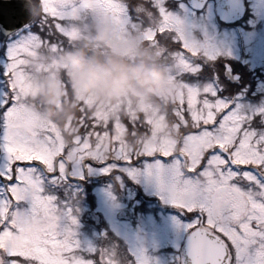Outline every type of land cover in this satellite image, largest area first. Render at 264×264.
<instances>
[{
	"label": "snow or ice",
	"instance_id": "6c2138e0",
	"mask_svg": "<svg viewBox=\"0 0 264 264\" xmlns=\"http://www.w3.org/2000/svg\"><path fill=\"white\" fill-rule=\"evenodd\" d=\"M12 2L22 19L13 25L0 20V264H120L115 252L102 251L97 259L82 254L72 231L59 225L56 197L43 187L67 179L70 172L83 179L96 165L105 174L123 168L135 177L143 171L156 183L162 198L176 208L177 224L186 234L181 264H264V107L243 113L214 84L185 79L201 73L217 52L206 46L204 59L190 60L192 45L183 22L163 0H79V5L39 0L43 12L36 19L24 0ZM82 10L111 20L118 33H144L147 42L165 48L164 55H183L188 67L179 74L184 87L173 113L183 129L181 150L156 147L128 153L117 141L111 159L81 154L74 163L54 125L35 126L26 106L32 73L55 68L56 55L79 36L77 27L61 22L78 18ZM22 27L26 30L18 32ZM41 51L48 62L29 65L28 58ZM81 106L80 136L74 143L109 135L118 127L90 115L83 101ZM124 123L143 126L132 117ZM141 162L142 170L136 167ZM129 255L128 264H150L143 250Z\"/></svg>",
	"mask_w": 264,
	"mask_h": 264
},
{
	"label": "rangeland",
	"instance_id": "374dc122",
	"mask_svg": "<svg viewBox=\"0 0 264 264\" xmlns=\"http://www.w3.org/2000/svg\"><path fill=\"white\" fill-rule=\"evenodd\" d=\"M73 3L79 5V0H73ZM250 5L256 15L254 19L249 18L250 25L254 27L252 30L245 29L243 25L237 27L221 25L217 20L213 2L206 4L205 11L200 13L193 12L181 2L176 7L170 6V8L164 4L169 12L183 22L185 35L192 45L193 57L189 58L190 60L204 59L207 55L206 46H210L217 52V59L221 57L220 63L223 61L222 66L217 59L214 62L205 61L204 70L201 73L196 77L188 76L185 79L189 83L201 86L206 83L214 84L223 99L231 101L233 105H238L241 112L249 115L256 109L264 107V72L261 70H264V7L262 0H250ZM39 7L43 12L41 3ZM89 15L94 17L96 29L93 31L95 33L91 32L86 24L89 23ZM257 21H259L258 25ZM63 22L66 26H75L79 29V36L75 40H86L88 43L83 41L85 44H94L92 49L101 47L106 53L108 51L127 56L130 62L124 64L121 61L116 63L109 60L106 65L89 52L81 53L72 51L68 47L64 48L53 60L55 68L47 71L37 68L32 73V90L26 100V106L27 111L34 118L35 126L52 124L57 128L50 118L49 107L61 108L64 104H68L67 107L71 106L68 109H72V105H77L81 109L83 101L91 114H99L106 121L113 118L118 127L114 128L113 134L100 135L97 138L93 135L94 140L88 137L83 144L74 143L80 136L77 131L71 139L74 146L69 151L70 161L78 163L81 154H92L106 159V156L111 153L110 156L113 157L117 154L114 151L117 141L119 147L129 153L132 148L128 145L129 138L125 137L126 124L120 120L119 113L122 111L128 115L127 117L138 119L142 125L144 123V129L141 127L142 133L133 138L135 141L143 142L144 145L140 151L156 147L179 149L180 145L177 143L180 144L181 137L179 139L176 130L178 122H174L173 127L168 124L167 114L161 109L159 102L167 103L169 99L170 101L179 99L184 87V81L179 74L188 67L183 55L171 51L164 55L165 48L156 45L155 42L152 44L147 42L144 33L138 31L118 33L111 20L96 16L91 10H82L78 18H66ZM152 23L156 24L157 18H153ZM24 29L18 32L25 31ZM241 37L244 38V42H240ZM74 41L70 45L73 46ZM243 53H247L245 62L248 67L242 71V77L246 72L256 74L257 67L263 74H256L259 76L255 77L257 82L252 79H242V77L237 83L226 81L225 62L233 60V66H236V61L242 58ZM73 57H80L83 66H74L71 62ZM106 57L108 58L109 55ZM47 62L48 57L42 51L33 53L27 61L29 65L37 66ZM0 63H3L2 56H0ZM87 70L99 73L109 87L103 89L92 87L85 90L83 74ZM113 70L119 71L114 74ZM220 70L221 74H217L216 72ZM228 86L233 89L227 90L228 93L233 91V97L223 95L224 88L227 89ZM70 87L73 89L72 92L68 91ZM153 95H156L157 101L154 100ZM256 95H261V100L255 99ZM140 113L142 115H139ZM65 127L68 129V122ZM133 132V130L130 131V133ZM57 134L61 143L65 145L66 139L58 132ZM85 147L87 152H84ZM138 164L136 167L142 170L143 162ZM100 167V165L94 166L88 172L89 183L93 186L98 201L95 210L86 211V205H77L76 210L71 209L67 200L50 193L47 186L53 184L50 182L44 184L45 193L56 197V203L61 212L59 220L61 229L68 228L72 231V238L79 244V248L92 247L94 240L92 234L89 233L90 229H87L84 223L88 215L87 218L90 216L93 219L90 221L92 224L88 225L93 233L110 231L112 235L118 236L130 253L143 250L150 264L179 262L180 253H177V249H181L186 234L177 224L179 217L176 208L162 198L156 183L143 171L133 177L123 168L114 169L117 171L119 181L117 189L121 193L126 196H135L137 191H141L145 206L143 210L140 208L135 211V207H130L123 195L114 190L112 180L106 178L105 182L102 181L105 173L99 170ZM121 172L122 175L126 174L130 177L133 181L132 186L125 184ZM71 174L79 177L73 172ZM92 181L95 184H92ZM84 187L85 185L81 182L69 180L67 189L71 191L70 195L76 198ZM155 198L160 201L157 202ZM138 202L139 200H136V204ZM69 209L71 210L70 215L68 214ZM72 218L75 219V223L72 222Z\"/></svg>",
	"mask_w": 264,
	"mask_h": 264
},
{
	"label": "trees",
	"instance_id": "16d2710c",
	"mask_svg": "<svg viewBox=\"0 0 264 264\" xmlns=\"http://www.w3.org/2000/svg\"><path fill=\"white\" fill-rule=\"evenodd\" d=\"M79 46H81V48H83V44H79ZM107 54L109 55V57H106L105 53H100L99 52V48L97 53H95V57L103 62V63H107L108 60H112L113 62H119L121 61L124 64H127L130 62V60H128L127 56H120L117 53L114 52H108ZM144 57V56H143ZM220 59L221 57H219L217 59V61H219L220 63ZM223 61L220 63V65L222 66ZM115 72V70H114ZM115 73H118L115 72ZM256 74H261V72H256ZM256 74H248L246 72V74H244V76L242 77V79L247 78V79H252L253 81L257 82L258 80L255 77H259ZM260 79V78H259ZM242 86V84L240 83V87ZM238 89V88H237ZM227 90H233L232 87H229L227 89H225V92H223V94L226 95H232L231 93H228ZM70 92H72V90H70ZM233 93V91H232ZM256 97L255 99H257L258 101L261 100V95H256L254 96ZM153 98L155 101H157L155 98L156 95H153ZM72 99V98H70ZM171 99H169L167 101V103L160 101L159 104L161 105V109L163 111H165V114H167L166 120L168 122V124H170L173 127L174 122H178L176 117L173 115V113L175 112L176 108V101H170ZM68 104H64L61 108H53L52 106L49 107L50 109V118L55 122V124L57 125V132L60 134V136H63L64 139H66L65 141V145L70 146V150H72V147L74 146V143L71 142V139L73 137L74 134H76V132L78 131L80 133V125L78 126L77 124L78 121L80 120V112L81 109L79 106L77 105H72L73 108L72 109H68L71 106L67 107ZM90 110V109H89ZM88 110L90 115H93V113L91 114L90 111ZM46 112V110H44ZM139 115H142L141 113ZM93 116H97L100 117L101 116L99 114L97 115H93ZM120 116V120L124 122V119L128 116L126 115V113L124 111L119 113ZM142 117V116H141ZM111 121H114L113 118L109 119ZM138 120V119H137ZM143 119H142V123H143ZM68 122V129H66L65 125ZM115 122V121H114ZM127 127V126H126ZM142 128L144 129V123ZM134 131L133 133H130V131ZM177 133L179 131H183V129L181 128L180 123H178L177 126ZM110 134H113L114 129H110L109 130ZM142 133L141 127H136V128H128L127 127V132L125 133V137L129 138V146L132 148L129 153H133V152H138L142 149L143 147V142H138L135 141L134 136L135 135H139ZM92 140H94L92 137L93 135L89 136ZM97 138V136H96ZM97 142V141H95ZM94 142V143H95ZM111 153L109 154V156H106V159H111L112 156H110ZM141 164V163H140ZM138 164V165H140ZM119 171V170H118ZM116 170L113 172H110L109 174H104V176H102V181L105 182L107 179L112 180L114 183V190L119 192L120 195H123V193H121L117 187L119 182L116 180L117 178V174H116ZM122 175V172H121ZM124 180H125V184L127 186H132L133 185V181L130 179L129 176L122 175ZM107 178V179H106ZM66 180V181H65ZM64 181H59L58 183H56L55 185H48L47 188L50 190V193L55 194L58 198L60 197L61 199L67 200L70 204V207H72L71 209H75L77 205H86V211H90V210H94L97 206V198H96V194L94 192L93 186L90 183H86L85 187L82 191L79 192L78 196L75 198L73 196L70 195L71 191L67 189L68 186V179H65ZM92 184H95L94 181H92ZM137 195L141 196L142 193L141 191H137ZM129 204L134 206L133 202H134V198H131L129 196ZM86 213V212H85ZM88 215H86V221L85 226L87 227V229H90L89 233L92 234V238L94 240V244L92 245V247L89 248H79V251L81 250V253L84 254L87 257H90L92 259H97L98 256L101 254V252L103 251L105 254H110L112 252H115V259L119 260L120 264H127L128 261L132 258L129 255V251L127 250L126 245L121 242L118 239L117 235H112V233H110V231L107 232H102L101 231L99 233L94 232L93 230L89 227V224H92L93 219H91V217L89 216V218H87ZM89 249H94L95 252L94 253H90L88 250Z\"/></svg>",
	"mask_w": 264,
	"mask_h": 264
},
{
	"label": "water",
	"instance_id": "95a60500",
	"mask_svg": "<svg viewBox=\"0 0 264 264\" xmlns=\"http://www.w3.org/2000/svg\"><path fill=\"white\" fill-rule=\"evenodd\" d=\"M207 1L208 0H188L189 4L194 9L204 8ZM24 4L29 16L32 18L34 14V6L32 1L24 0ZM215 9L219 19L222 22L234 23L243 17L245 12V4L244 0H215ZM20 19H22V15L12 0H0V20L6 24L13 25ZM226 67L228 69L226 74L229 75L233 80H238L239 75L232 74L231 66L226 64ZM184 248L185 244L183 246L182 255Z\"/></svg>",
	"mask_w": 264,
	"mask_h": 264
},
{
	"label": "clouds",
	"instance_id": "9594fccd",
	"mask_svg": "<svg viewBox=\"0 0 264 264\" xmlns=\"http://www.w3.org/2000/svg\"><path fill=\"white\" fill-rule=\"evenodd\" d=\"M71 62L74 66H83L80 57H73ZM83 87L85 88V90L92 87H99L103 89L109 87V84L104 81L99 73L95 72L94 70H87L83 74Z\"/></svg>",
	"mask_w": 264,
	"mask_h": 264
},
{
	"label": "flooded vegetation",
	"instance_id": "af4514ba",
	"mask_svg": "<svg viewBox=\"0 0 264 264\" xmlns=\"http://www.w3.org/2000/svg\"><path fill=\"white\" fill-rule=\"evenodd\" d=\"M210 2H213V3H214V6H215V0H208V1H207V4H209ZM181 3H182L185 7H189V9H192L193 12L200 13V12L205 11V8H204V10H195V9H193L192 6L189 4L188 0H181ZM177 4H178V3H177ZM250 8H251V7H250ZM250 11L252 12L253 9H251ZM88 25H89L90 27H92V26H93V22L89 20ZM222 25L225 26V27H226V26H234V27H237V26H240L241 23L238 21V22H236V23H234V24H232V25H229V24H222ZM151 44H152V43H151ZM242 70H243V68H241V67H239V66H237V65H236V66H233V71H234V72L242 73Z\"/></svg>",
	"mask_w": 264,
	"mask_h": 264
}]
</instances>
